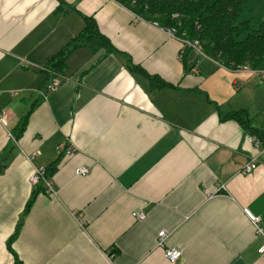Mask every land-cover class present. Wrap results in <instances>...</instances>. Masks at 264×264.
Masks as SVG:
<instances>
[{"label":"crops","instance_id":"1","mask_svg":"<svg viewBox=\"0 0 264 264\" xmlns=\"http://www.w3.org/2000/svg\"><path fill=\"white\" fill-rule=\"evenodd\" d=\"M88 21L108 43L54 64ZM182 50L115 0H0V264H264V77Z\"/></svg>","mask_w":264,"mask_h":264},{"label":"trees","instance_id":"2","mask_svg":"<svg viewBox=\"0 0 264 264\" xmlns=\"http://www.w3.org/2000/svg\"><path fill=\"white\" fill-rule=\"evenodd\" d=\"M115 1L148 21L176 29L179 36L198 41L201 51L213 60L230 67L264 68V0ZM88 23V29L52 59L54 64L61 63L63 56L70 51L69 45L74 46L82 38L93 49L101 43H108L95 32L94 22ZM50 169L46 170V176L51 174ZM14 264L21 262L15 259Z\"/></svg>","mask_w":264,"mask_h":264},{"label":"built area","instance_id":"3","mask_svg":"<svg viewBox=\"0 0 264 264\" xmlns=\"http://www.w3.org/2000/svg\"><path fill=\"white\" fill-rule=\"evenodd\" d=\"M174 16H176V15H174ZM133 19L135 21L150 22L153 26L158 27L161 30H164L170 36L176 38V40L182 46L183 50L181 51V53L184 52V48L185 49L190 48L191 50L197 51L199 54L205 56V54L201 51V48H200L198 41L188 40L181 35L179 36L176 32V29L162 27L158 23L148 21L145 18H143L142 16H139L135 13H133ZM238 69L241 71H244V72L257 74V75L264 77V68L252 69V68H249L247 66H240V67H238ZM57 86H58V81L56 78H53L50 82L45 84L44 92H41V94L44 95L46 93H49V92L55 90L57 88ZM4 120H5V116L3 114H0V121L2 122ZM247 141L252 143L254 145V147L256 149H258L259 143H260L259 141L255 140L252 136H247ZM59 151H61L64 155H70L73 152V150L70 147L64 148L62 146L59 147ZM34 154L35 153H32V155H34ZM256 165H257L256 157H251L250 160L243 166V168H242L243 173L251 172L256 167ZM45 173H46V170L44 167H36L33 169L32 173L29 177V181L33 185L41 184L46 193L53 194V193H55L53 183H52L51 179H49L46 176ZM86 173H87V169L85 167H80L77 170V174H86ZM132 216L136 220H142L145 217V214L143 211H139V212H133ZM249 219L251 220V223L255 229V232L259 235L264 236V228L260 225L259 218L252 215V214H249ZM165 237H166V234L163 231L159 232L157 234V246H161L164 249L163 255L168 261L175 262L176 260H178L181 257V252L174 247H165L164 246ZM258 252H259V256L264 260V244H262L259 247Z\"/></svg>","mask_w":264,"mask_h":264},{"label":"rangeland","instance_id":"4","mask_svg":"<svg viewBox=\"0 0 264 264\" xmlns=\"http://www.w3.org/2000/svg\"><path fill=\"white\" fill-rule=\"evenodd\" d=\"M253 81L257 82L254 79ZM241 94H243L242 97L245 105H247L246 107L252 112L251 116L260 120L263 117L260 111L264 114V86L247 85L241 90Z\"/></svg>","mask_w":264,"mask_h":264}]
</instances>
